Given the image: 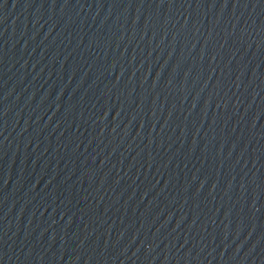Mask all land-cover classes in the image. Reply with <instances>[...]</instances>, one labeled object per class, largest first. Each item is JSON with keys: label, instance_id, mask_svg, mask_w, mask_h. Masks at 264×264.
Segmentation results:
<instances>
[{"label": "water", "instance_id": "water-1", "mask_svg": "<svg viewBox=\"0 0 264 264\" xmlns=\"http://www.w3.org/2000/svg\"><path fill=\"white\" fill-rule=\"evenodd\" d=\"M0 264H264V0H0Z\"/></svg>", "mask_w": 264, "mask_h": 264}]
</instances>
